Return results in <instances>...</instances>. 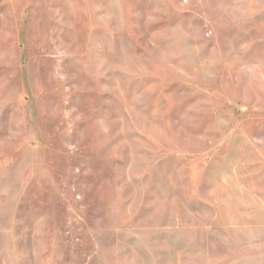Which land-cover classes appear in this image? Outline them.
Segmentation results:
<instances>
[{
	"label": "rangeland",
	"instance_id": "1",
	"mask_svg": "<svg viewBox=\"0 0 264 264\" xmlns=\"http://www.w3.org/2000/svg\"><path fill=\"white\" fill-rule=\"evenodd\" d=\"M0 264H264V0H0Z\"/></svg>",
	"mask_w": 264,
	"mask_h": 264
}]
</instances>
